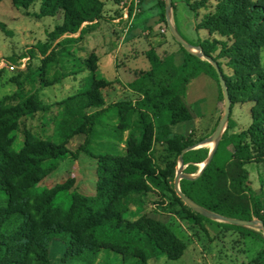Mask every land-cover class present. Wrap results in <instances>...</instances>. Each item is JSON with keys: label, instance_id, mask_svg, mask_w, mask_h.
Listing matches in <instances>:
<instances>
[{"label": "trees", "instance_id": "16d2710c", "mask_svg": "<svg viewBox=\"0 0 264 264\" xmlns=\"http://www.w3.org/2000/svg\"><path fill=\"white\" fill-rule=\"evenodd\" d=\"M36 1L40 2L39 16L63 13L62 24L55 25L49 33L51 39L74 33H79L80 37L104 16V0H13L22 7ZM211 1L194 0L187 4L197 15L198 9L208 6ZM214 1L212 10L197 20L195 28L232 37L233 43L228 46L216 37L191 43L200 45L214 59L213 53L217 50L220 55H230L229 64L235 77L227 76L218 63L229 91L231 108L238 94L247 95L243 101L254 103L251 121L239 132H228L235 126L229 116L222 135L233 148L229 159L217 165L212 156L198 177L182 178L179 184L183 193L209 210L231 217L264 220V212H261L264 203L260 194L245 185L248 177L246 164L264 162V67L260 66V51L264 49V4L255 0ZM158 5L160 20L165 22V0H159ZM72 38L66 37L64 42ZM176 42L183 52V61L180 64L174 61L176 52L160 55L154 47H149L144 51L149 68L133 70V77L127 81V86L138 93L139 98L122 100L117 105L130 107L131 115L138 111L148 113L154 129L161 130L167 137L170 149L181 153L185 147L204 139L195 137L201 116L187 101L189 82L200 73L209 74L217 82L219 101L223 100V94L213 65ZM50 48V42H40L35 47L42 55ZM29 53L34 54V48ZM47 56L55 60L53 50ZM111 85L105 78L64 99L57 123L59 134L64 135L67 130L85 134L84 143L74 153L63 144L38 137H31L20 150H16L11 132L22 117L34 111V101L40 108L45 105L35 88H21L16 94L0 100V189L6 191L10 199L7 207L0 208V264H50L49 245L54 233L58 232L70 234L68 246L73 251L109 247L130 256L156 258L164 254L170 259L183 254L185 242L165 223L146 215L130 221L123 217L117 205L132 191L140 190L145 176L150 173L146 166L148 148L142 147V142L135 144L126 155L106 154L97 158L94 194L73 193L62 185L40 193L32 191V187L53 170L44 168V162L69 155L77 157L79 151L89 153L87 147L93 137L94 124L106 108L102 92ZM188 120H194L196 124L188 134H172L171 125ZM208 153L206 147L193 148L185 151L182 158L194 172L193 163L204 161ZM61 194L67 196L68 206L57 204L56 199ZM195 213L205 220H212ZM219 224L241 229L264 241L260 229L223 221Z\"/></svg>", "mask_w": 264, "mask_h": 264}, {"label": "rangeland", "instance_id": "374dc122", "mask_svg": "<svg viewBox=\"0 0 264 264\" xmlns=\"http://www.w3.org/2000/svg\"><path fill=\"white\" fill-rule=\"evenodd\" d=\"M255 1L264 4V0ZM187 2L193 3L194 0H172L173 6L169 14L173 24L187 40L196 43L216 37L225 41L228 46L233 43L232 37L221 36L208 29L199 31L195 28L197 20L212 10L214 0L208 6L199 8L197 15ZM135 3V0H104V16L93 24V29H89L80 37L79 33H74L51 39L49 33L54 30L55 25L63 22L62 12L54 16H39V1L22 7L17 6L13 0H0V100L16 94L21 88H35L41 103L45 105V108H40L34 101V111L22 117L17 128L11 132L16 150H20L31 137H38L47 142L63 144L71 152H76L84 143L85 134L68 130L64 135L59 134L57 123L61 117L62 103L67 97L92 86L94 82L110 78L114 73V57L112 53L107 52L119 46L120 51L125 50L124 54L118 53V77L108 79L115 85L112 89L102 92L106 108L94 124L93 137L87 147L89 153L79 151L77 157L69 155L66 158L44 162V168L53 170L35 184L32 191L40 193L62 185L73 193L94 194L97 183V158L106 154L126 155L135 144L142 142V147L148 148L146 166L150 173L145 176L140 190L132 191L117 205L123 217L130 221L146 215L165 223L186 244L183 254L177 259H170L164 254L156 258H146L138 254L126 255L109 247L69 250L70 234L58 232L54 233L49 245L50 264H264L263 240L241 229L219 224V220H205L199 217L178 197L174 189L177 172L181 171L180 180L185 177L193 178L203 167L201 162L193 163L194 172L191 171L189 163L181 165L182 152L170 149L167 137L161 130L154 129L152 117L148 113L138 111L131 115L130 107L117 105L119 101H134L140 96L131 91L124 81L133 77V70L149 68V61L144 55L150 42L147 35L156 32L153 37H157L154 42L160 55L168 53L172 49L171 46L176 48L177 52L183 53L179 44L172 38L167 21H162L164 25L160 28L149 30L146 37L141 34L144 21L139 20L135 26L138 35L131 37L130 31L124 35V28L128 26L127 19H121L117 23L112 22V19L123 15L124 10L133 15L137 8ZM148 24L153 23L148 20ZM85 25L86 23L83 27ZM66 37H73V40L64 42ZM40 42L51 43V48L44 55L35 49ZM31 48H34L32 55L29 53ZM51 50L54 51L55 60L47 56ZM101 56L110 60V65H106L104 69L99 68L98 64ZM213 56L220 62L227 76L235 77L229 64V54L220 55V50H217ZM10 64H14L15 68L11 69ZM260 66L264 67V49L260 51ZM216 90L218 92L217 82L206 73L198 74L188 85L187 101L201 116L195 136L197 139L212 134L213 125L223 112V100L215 102ZM246 98L247 95H237L230 113L237 128L232 127L228 132L233 129L239 132L249 125L254 103L243 101ZM214 105L216 112L209 113ZM181 123L183 121L170 126L173 135L188 134L196 125L194 120H190L191 124L186 128H183ZM213 146L214 143L209 142L196 148L206 147L210 151ZM232 150V146L222 137L216 144L213 161L222 165L229 159ZM246 168V187L259 193L264 203V162H251L246 164ZM9 200L8 193L0 189V208L7 207ZM56 202L61 206H68V198L64 194L59 195Z\"/></svg>", "mask_w": 264, "mask_h": 264}, {"label": "water", "instance_id": "95a60500", "mask_svg": "<svg viewBox=\"0 0 264 264\" xmlns=\"http://www.w3.org/2000/svg\"><path fill=\"white\" fill-rule=\"evenodd\" d=\"M171 10H172V0H165L166 21H167V25H168L170 33L188 52H192L195 55L206 59L207 61H209L213 65V67L215 68V70L217 72V75L219 78V83H220L222 94H223V104H224L223 105V112L219 118V121H218L217 126H216L215 130L213 131V133L210 136H208V137L202 139L201 141L195 143L194 145L185 147L183 149L182 153L180 154L181 165H183L184 164V160L182 158L183 152H185L189 149L196 148V147H198L204 143H209V142L214 143L213 148L209 151L208 156L204 160L205 163L203 164V167L200 169L198 175L193 177V178H196L201 174L203 168L211 159L213 152L216 148V144L222 138V135H223V133L227 127V123L229 120L232 102H231L229 91H228V88H227V85H226V82H225V79L223 77V73L221 71V68H220L218 61L216 59H214V57H212L211 55L206 54L200 45L192 44L190 41H188L182 35V33L178 30V28L173 24V22L170 19L169 14H170ZM180 175H181V171L179 170L175 176L174 189H175L176 193L178 194V196L182 199V201L186 205H188L192 210H194L195 212H197V213H199L205 217H208V218H211L214 220L228 222V223L235 224V225L251 227V228H255V229H260V230H262L263 235H264V220H262L260 218L244 219V218L222 215V214H219L217 212H214L212 210L205 208L204 206H202L201 204L196 202L194 199H192L191 197H189L188 195L183 193L181 188H180V184H179V182H180L179 180L181 178Z\"/></svg>", "mask_w": 264, "mask_h": 264}, {"label": "crops", "instance_id": "0c3cea01", "mask_svg": "<svg viewBox=\"0 0 264 264\" xmlns=\"http://www.w3.org/2000/svg\"><path fill=\"white\" fill-rule=\"evenodd\" d=\"M140 2H139V11H138V13H133V15L132 14H129V12H127L126 10H124L123 11V15H120L119 17H115V18H113L112 19V22H114V23H117V22H119V21H121V19L122 20H125V19H127V21H128V26L126 27V28H124V35L125 34H128L127 32H129L130 33V36L131 37H136L138 34L135 32L136 30H135V26H136V24L139 22V20H143L144 21V24H143V30H142V32H141V34H143L144 36H146V34H149V33H147V32H149V30H152V29H157V28H160V26H162V25H164V22H162V21H160V16H159V14H160V7H159V5H158V1L159 0H151V2L149 3L148 1H146V0H139ZM148 20H151L152 21V25H150V24H148ZM177 27V26H176ZM199 31H202V30H199ZM198 31V32H199ZM156 34V32H152L151 34H149V35H147L146 37L148 38V40H150V42H149V47H154L156 50H158L157 49V46H156V44H155V42H154V40H156V38L157 37H153L154 35ZM166 44H168V40H167V43ZM165 45V44H164ZM171 46V45H170ZM171 50H169V52L168 53H171V52H176V54H175V56H174V61L177 63V64H180L182 61H183V53H180V52H177V49L176 48H173V46H171ZM148 49V48H147ZM125 51V50H124ZM124 51L123 50H121L120 51V46L117 48V49H114V50H112V51H110V52H107V53H112L113 54V59H114V73L112 74V76L110 77V78H114V77H118V71H119V66L117 65V59L119 60V58L120 57H118V53L119 52H122V54H124ZM106 54V53H105ZM104 55V54H103ZM98 64H99V68H102V69H104L105 68V66L107 65V66H109L110 65V60H107V59H105V58H103L102 56L100 57V59H99V62H98ZM110 78H106L107 80L109 79L110 80ZM115 79V78H114ZM120 79V78H119ZM194 79V78H193ZM192 79V80H193ZM121 80V79H120ZM191 80V81H192ZM122 81V80H121ZM190 81V82H191ZM124 82H126V85H127V81H124ZM189 82V83H190ZM215 84V83H214ZM115 85V83L114 84H112L108 89H112V87ZM189 85V84H188ZM128 87V86H127ZM215 87H216V85H215ZM129 88V87H128ZM130 89V88H129ZM131 90V89H130ZM132 91V90H131ZM217 90H216V92H215V102H217L218 101V98H217ZM188 96H189V91H188V86H187V93H186V98L188 99ZM191 105V104H190ZM214 108L211 110L210 109V111H209V113H212L213 112V114L216 112V105H214L213 106ZM197 114V113H196ZM202 114H204V113H202ZM198 115V114H197ZM198 116H200V114L198 115ZM251 121V120H250ZM189 122V123H188ZM180 123V122H179ZM189 124H191L190 123V120H188L187 121V123H186V121H183V123H181V125L183 126V128H186V126L188 125L189 126ZM236 125V124H235ZM235 128H237L236 126H234ZM232 132H237V130L236 129H233V131Z\"/></svg>", "mask_w": 264, "mask_h": 264}, {"label": "built area", "instance_id": "2783aa9c", "mask_svg": "<svg viewBox=\"0 0 264 264\" xmlns=\"http://www.w3.org/2000/svg\"><path fill=\"white\" fill-rule=\"evenodd\" d=\"M135 2H136L135 4H136V7H137L136 10H135V13H136V12L139 11V6H138V4H139V0H135ZM9 67H10L11 69H14V68H15L14 64H10Z\"/></svg>", "mask_w": 264, "mask_h": 264}, {"label": "bare ground", "instance_id": "6f19581e", "mask_svg": "<svg viewBox=\"0 0 264 264\" xmlns=\"http://www.w3.org/2000/svg\"><path fill=\"white\" fill-rule=\"evenodd\" d=\"M204 163H205V162H204V161H202V162H201V165H203Z\"/></svg>", "mask_w": 264, "mask_h": 264}]
</instances>
